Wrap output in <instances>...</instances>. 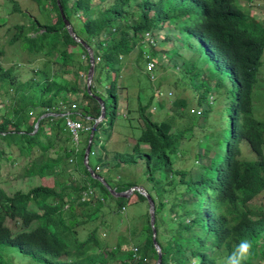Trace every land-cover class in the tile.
Masks as SVG:
<instances>
[{"label":"trees","instance_id":"1","mask_svg":"<svg viewBox=\"0 0 264 264\" xmlns=\"http://www.w3.org/2000/svg\"><path fill=\"white\" fill-rule=\"evenodd\" d=\"M7 1L13 4V13L28 17V24L13 27L15 34L9 44H20L31 55L51 60L27 79L14 75L12 66L6 70L0 65V173L5 165L17 167L21 184L32 186L28 191L0 187V264H11L10 256L37 264H155L158 252L149 211L135 219L123 217L133 195L142 202L147 199L139 193L128 200L112 197L85 167L87 145L76 151L66 124L70 113L72 119L80 118L92 129L101 115L99 102L87 91V51L66 30L57 0H33L43 12L41 18L25 12L18 1ZM60 2L75 33L93 49L96 66L92 93L104 100L109 115L105 121L108 119L111 130L120 117L122 58L140 48V59L159 61L152 50H145L147 34L152 35L153 48L163 43L165 35L179 47L196 48L199 58L208 56L202 70L193 61L197 68L193 75L205 73L200 82V111L193 118L204 128L196 151L189 158L180 157L190 151H184L183 144L192 127L175 132L172 122L156 120L151 111L154 102L159 100L161 109L167 104L155 92L147 105L139 101L135 112L143 125L131 152L125 153V159L122 153L116 154L115 160L143 161L146 165L152 188L145 189L156 204L162 264H191L194 258L199 264H225L234 245L243 238L252 244L243 264H264V201H258L264 195V123L254 118L264 22L252 19L242 0ZM77 46L82 49L79 54L71 51ZM64 74H72L73 80ZM103 74L107 94L96 84ZM222 74L235 85L233 97H227L231 92ZM72 97L78 103L76 112ZM176 104L186 107L187 102ZM127 114L135 115L132 110ZM88 131L81 133V142L86 135L83 140L88 143ZM246 141L255 159L244 155L242 145ZM100 143L102 154L105 141ZM143 143L149 147L143 149ZM91 154L90 165L103 174L104 162L97 170ZM181 161L185 165L180 167ZM111 186L124 192L139 185L117 182ZM88 187L105 203L99 199L83 201ZM134 220L137 223L132 225ZM125 222L129 224L127 235L121 233ZM123 252L126 255L122 257Z\"/></svg>","mask_w":264,"mask_h":264},{"label":"rangeland","instance_id":"2","mask_svg":"<svg viewBox=\"0 0 264 264\" xmlns=\"http://www.w3.org/2000/svg\"><path fill=\"white\" fill-rule=\"evenodd\" d=\"M16 1L19 2L20 7L25 12L30 15L33 14L36 18H41L43 12H41L39 7L33 0ZM242 2L244 4V7H249V12L252 19L257 18L264 22V0H242ZM12 10L13 4L10 1L0 0V50L3 51V55L0 56V65H2L6 70L12 66L14 69V75L19 76L22 79H27L31 75L33 76V74H35L37 70L41 69V67L45 68L47 66V63L51 59L46 58L45 56L31 55L28 51L23 49L20 44H9L10 39L15 34V30L13 27L18 24H28L27 16L13 13ZM49 14L51 15V13ZM161 40L164 41L163 43L160 42V45L157 48H153L150 39H147L143 42L145 45L144 47H146L145 50H148L150 52L152 50L154 54H156V56H154V59L155 57L159 58V61L155 60L156 66L153 70H150L148 68L146 58L140 59V48L133 49L131 53L126 54L125 57L122 58L121 74L118 82L121 86L120 90L122 98V103L120 104L118 111L120 117L118 118L115 127L111 130L108 127L109 115L107 112V121H105L104 125L100 129H97L91 154L92 165H95L97 162L96 156L100 155V157L98 158L101 162L104 159L101 156L103 154H100V151L103 147V144H101L100 142L105 141V146H107L109 144L108 141L110 142L109 139L116 136L119 137L117 139H120L116 142V145H118L117 149L122 151V157L125 159V153L128 152L129 144L131 143L132 145L134 142V139H132V137L135 138L137 136H140L141 126L143 125V121L135 111L139 109L140 102L143 106L147 105L150 100L149 97L153 96L155 92L159 90V88H161L166 93V96L160 98L161 100H166L165 103L167 104V107L164 109H161L159 107L160 103L159 100H157V98L159 99V97L157 96V98L154 99L157 101L154 102L151 108L154 118L161 122H172L175 128V132L183 130L186 131L191 127L193 130V134L190 131L187 132L183 144V150L190 151H188L187 153L182 152L180 157L189 158L192 151H196L198 142L202 141V139L204 138V128L202 126H199L198 124H195L193 118L194 113L198 115L200 111L198 101L201 94L203 93L202 88H200V82L202 75H204L205 73L200 72L199 76H194L193 74L194 72H196L197 68L193 67V61L195 62L196 66L202 70L203 66L205 65L204 62L207 61L208 56L206 54H203L200 55L199 58V53L195 51L196 48H186L185 46L179 47L177 45L178 43H171L170 41H168L169 39H165V35H163ZM71 51L79 54L82 52V49L81 47L77 46L71 48ZM145 56L147 57L146 54ZM261 62L262 63L259 67L257 75V82L254 88V118L257 121H261L264 123V54L262 56ZM209 65L212 66V63H209ZM153 71L155 74L154 78L152 77ZM84 74L86 75V72ZM84 74H82L83 77ZM66 75H69L68 77L73 80L72 74ZM214 77L215 75H212V77L210 76L211 79H213ZM223 77L225 78V82L228 85V92H231L227 97H233V95H235V93L237 92L235 85L227 76L223 75ZM97 88L102 93L107 94L108 82L105 75L100 79ZM0 96H3L2 91H0ZM180 100H185L187 102L186 107L184 106L185 108L181 105L176 104V102ZM226 102L229 103L227 99ZM219 108L223 109V106ZM126 110H132L135 115H128ZM83 137L85 138L86 135H84ZM81 144L82 146H84L85 144L87 145V143L83 139ZM142 145H146V147H149L148 144ZM242 148L244 155H248L250 159L256 158V154L252 151L249 142H244ZM110 149H112L111 144H109V146L106 148V151H110ZM223 149L224 146H221L220 150ZM106 151L103 150V152L107 153ZM94 152H96V154H93ZM183 154L185 155L183 156ZM184 165L185 164L182 161L178 162V166L181 167ZM19 173L20 171L17 167L12 168L9 165L3 166L0 173V187L4 188L5 190L14 189L15 191H28L32 186L21 184V180L17 177V174ZM112 173V177L106 176L107 178H110L109 184L111 185H113L112 182H134L139 186L141 185L142 187H146L148 190L152 188V184L148 183V180L146 178V165L143 161H139L136 163H126L125 161H122L120 162V166L115 167V170ZM136 198L137 197L133 195L129 199L127 209L123 214V217L125 219H135L137 216H140L141 214L149 211L148 203L139 201ZM259 198V202L264 201V195ZM108 220V222H111L110 218ZM136 223L137 222L134 220L132 222V225H135ZM9 226L15 229V224L13 222H9ZM128 226L129 224L127 222L122 225L121 233L123 235L129 234ZM124 255H126V252H123L121 254L122 257ZM6 257L9 258L8 256ZM10 261L11 264H37V262L35 261L20 260L16 256H10Z\"/></svg>","mask_w":264,"mask_h":264},{"label":"water","instance_id":"3","mask_svg":"<svg viewBox=\"0 0 264 264\" xmlns=\"http://www.w3.org/2000/svg\"><path fill=\"white\" fill-rule=\"evenodd\" d=\"M57 4L60 10L62 19L64 21L65 28L68 31L69 35L77 43L81 44L89 55L90 67H89V70L87 72V77H86L87 91L91 96H93L99 102L100 107H101V115L97 120L94 121L93 128L91 129L89 140H88L85 152H84V165L88 169L91 176L94 179L98 180V182H100L106 188V190L110 193L112 197L117 198V199H127L128 200L134 193H139L147 199V203L149 206V213H150V224H151L152 231H153V242H154L155 249L158 252V259L155 264H162V261H163L162 249L157 240L156 204L152 196L150 195V193L142 186H133L124 192H118L107 182V179L102 174L95 171L93 167L90 165V154H91L93 142L95 140L96 132H97V129L99 128V125L105 122L106 120L107 109H106L104 100L98 96H94L92 93V84L94 81L95 66H96V58L94 56L93 49L75 33V30L72 24L70 23V21L67 19L65 15V12L61 6L60 0H57ZM53 115L54 114H50L48 116H53ZM41 119H43V117ZM41 119L37 121L35 125V131L38 129L39 122Z\"/></svg>","mask_w":264,"mask_h":264},{"label":"built area","instance_id":"4","mask_svg":"<svg viewBox=\"0 0 264 264\" xmlns=\"http://www.w3.org/2000/svg\"><path fill=\"white\" fill-rule=\"evenodd\" d=\"M147 38L150 39V42L152 44H154V40H151L152 39V35L151 34H148ZM147 58L149 59L150 55H147ZM155 62L156 61H154V60H150L148 62V68L150 70H153L154 67L156 66ZM152 77L153 78L155 77L154 71L152 73ZM157 94H158L159 98L166 96V93L163 90H158ZM72 108H73V111L77 110V105L74 104L72 106ZM66 124H67V127H68V129L70 130V132L72 134L74 147H75L76 151H79L80 148H81V133L86 132L88 130L90 131L91 130V126L86 125L84 122H82V120L80 118L79 119H72L70 117V113L67 114ZM93 154H96V152H94ZM70 161L71 162H75L73 158H71ZM98 169H100V167H97V170ZM91 199H99V201L101 203H105V201H106L104 198L99 197V193L95 189H93L92 187H88L83 192V199L82 200L84 201V200H91ZM123 210H124V212L126 211L125 208ZM133 250H134V252L137 251L136 248H134Z\"/></svg>","mask_w":264,"mask_h":264},{"label":"crops","instance_id":"5","mask_svg":"<svg viewBox=\"0 0 264 264\" xmlns=\"http://www.w3.org/2000/svg\"><path fill=\"white\" fill-rule=\"evenodd\" d=\"M69 75H65V76H63L64 78H67L68 80H71V78L70 77H68ZM97 84V86L99 85V83H96ZM74 100V101H73ZM75 97H72V101L74 102V104H78L77 102H75ZM72 102V103H73ZM71 103V104H72ZM75 112H76V110H74ZM128 110H126V112H127ZM111 138V137H110ZM117 138H119L118 136H116V137H113V138H111V139H109L110 140V142L108 141V143L109 144H111L112 145V149H110V151H106L107 153H105V152H103L102 154L103 155H101L104 159L102 160V162H104V164H105V167L103 168V176L108 180V182H109V177H112V172H114V170H115V167H118V166H120V163H118L116 160H115V155L116 154H120L122 151L121 150H118L117 149V146L118 145H116V142L118 141V140H120V139H117ZM83 139V138H82ZM132 139H134V142H133V144L131 145V143L129 144V148H128V152L129 151H131L132 150V147H133V145L135 144V139H136V137L135 138H133L132 137ZM127 140V139H126ZM125 140V141H126ZM122 141V140H121ZM123 142V141H122ZM127 142V141H126ZM82 143V142H81ZM109 144L106 146V148L109 146ZM143 144H147V143H143ZM82 145V144H81ZM148 146V145H147ZM141 147L143 148V149H145V148H148V147H146V145H142L141 144ZM131 149V150H130ZM97 157V162H96V164L95 165H97L98 167H100L99 165H100V163H102L101 161H99L100 159L98 158V157H100V155H98V156H96ZM77 160H78V158H77ZM100 170V169H99ZM106 176H109L108 178L106 177ZM117 182H112V184L113 185H115ZM141 186V185H140ZM145 188V187H144ZM143 214H145V213H143Z\"/></svg>","mask_w":264,"mask_h":264},{"label":"clouds","instance_id":"6","mask_svg":"<svg viewBox=\"0 0 264 264\" xmlns=\"http://www.w3.org/2000/svg\"><path fill=\"white\" fill-rule=\"evenodd\" d=\"M251 247V241L246 238L241 239L236 245H234L233 251L226 258L225 264H243ZM191 264H199V261L194 258L192 259Z\"/></svg>","mask_w":264,"mask_h":264},{"label":"bare ground","instance_id":"7","mask_svg":"<svg viewBox=\"0 0 264 264\" xmlns=\"http://www.w3.org/2000/svg\"><path fill=\"white\" fill-rule=\"evenodd\" d=\"M89 132V131H88Z\"/></svg>","mask_w":264,"mask_h":264}]
</instances>
